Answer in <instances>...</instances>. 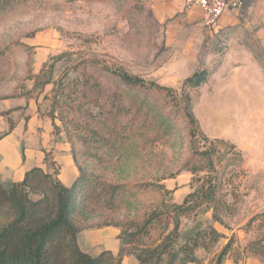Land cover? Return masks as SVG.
<instances>
[{
	"label": "rangeland",
	"instance_id": "1",
	"mask_svg": "<svg viewBox=\"0 0 264 264\" xmlns=\"http://www.w3.org/2000/svg\"><path fill=\"white\" fill-rule=\"evenodd\" d=\"M241 12L237 24L226 23L232 13L205 30L197 13L183 12L182 0L12 2L0 12V136L12 127L0 139V183L9 187L35 166L57 169L60 181H70L69 130L82 136L75 146L86 173L128 189L113 205H94L81 222L82 251L116 255L123 243V264H137L133 254L143 248L166 238L177 248L189 239L198 245L196 264H214L232 239L222 264H264V55ZM105 66L188 95L195 123L169 96L142 100L143 90L108 79ZM201 69L209 72L204 84L183 85ZM86 75L100 85L94 97L83 93V84L93 82ZM72 83L79 84L69 97L72 123L64 124L67 109L57 93ZM76 102L87 113H76ZM111 103L131 109L105 127L100 112ZM247 127L252 143L240 151L229 138ZM92 130L99 140L90 139ZM209 182L219 185L215 202L178 214L175 206ZM144 220L150 223L139 235ZM252 243H259L260 257L246 255Z\"/></svg>",
	"mask_w": 264,
	"mask_h": 264
},
{
	"label": "trees",
	"instance_id": "2",
	"mask_svg": "<svg viewBox=\"0 0 264 264\" xmlns=\"http://www.w3.org/2000/svg\"><path fill=\"white\" fill-rule=\"evenodd\" d=\"M15 1L18 0H0V12L7 10ZM101 71L105 72L108 79L118 81L127 89L143 90L145 93L142 100H145L150 93L169 96L179 109L184 110L189 123H195L188 95L177 96L169 87L146 82L144 79L129 75L122 70H112L105 66L101 68ZM208 75L209 72L205 69L198 70L187 77L183 85L197 88L206 82ZM40 76L44 77L42 82L44 85L51 83L50 76L49 78ZM40 76L38 78H41ZM95 78V76L87 75L85 77L86 81L93 79V82L83 84L85 85L83 93L87 94V97L89 92L94 97L96 96L95 92L100 91V85ZM78 85V83H72L66 88L67 92L64 88H60L61 90L57 93L58 100L64 102L67 109L60 116L64 124L72 123V119L68 120L73 113L70 111L72 106L69 97L74 92L77 94L75 90L79 87ZM74 88L76 89L73 90ZM122 94L127 95V92ZM81 105L76 102V113L82 112ZM130 109L131 107L125 108L119 104L111 103V107L107 111L100 112L101 124L103 121L105 127H109L107 122L115 126L117 117L125 115ZM138 109L141 110L142 106L140 105ZM85 113H81V115ZM11 129L10 126L9 130L0 136V139L8 135ZM111 132L112 130L108 128L107 133L110 137L106 139L107 141L112 139ZM91 133L90 139H100L98 138L100 134L96 130H92ZM66 136L67 144L70 143L68 144L69 153L77 170V176L69 186L64 185L58 179L57 169L45 171L41 167H32L27 170L20 181L11 183L9 187L0 183V264H123V256L127 254L124 251L123 243L120 244L116 255L109 250H101L96 255H90L80 249L78 235L86 230L81 222H85L95 213L94 205L100 202L105 206L113 205L114 201L122 197L128 189L124 185L102 182L96 177L88 175L79 161V151L75 146V142L82 136L69 130H66ZM201 154L204 155V153ZM218 189V184L209 182L208 186L200 192L188 194L183 204L175 206V209L178 214L183 215L202 203L210 205L215 202ZM213 218L217 219L215 212ZM149 223L144 220L137 234H145ZM109 226L118 228L110 222H104L101 225V227ZM176 226L177 224L174 229ZM210 232L215 238L220 237L214 229ZM118 239L120 241V230ZM257 244L259 246V243L247 245L246 255L260 257L261 251ZM231 245L232 239L223 247L214 264L224 262ZM196 246L198 245L195 241L188 239L184 244L174 248L173 241L166 238L157 245L143 248L133 255L138 264H176L177 262L179 264H196L197 260L193 254V249Z\"/></svg>",
	"mask_w": 264,
	"mask_h": 264
},
{
	"label": "crops",
	"instance_id": "3",
	"mask_svg": "<svg viewBox=\"0 0 264 264\" xmlns=\"http://www.w3.org/2000/svg\"><path fill=\"white\" fill-rule=\"evenodd\" d=\"M241 10H242V12H241V18L244 21L243 22V25L245 27H248V28H251V27L254 28V38H257L258 39V43L261 46L260 47V50H259V53L262 54V55H264V0H248L246 2V4L244 5V7ZM237 16H236V14H234V16H232L230 19H227V22L226 23L227 24H230L231 23L232 25L237 24V22H238V19H237L238 17ZM223 21H226V19L222 18L221 21H220V23L223 22ZM245 132L247 133V136L245 135ZM10 133H11V131H10ZM8 135H6L5 137H7ZM252 135L253 134L251 132V129H249V127H247V128H241L240 131L236 132L235 141L232 140V138H229V140L236 146V148L238 150H240V151H246V150H249L250 149V146L249 145H251V143H252V139H251V136ZM3 139H4V137L2 138V140ZM68 148H69V146H68ZM69 157H70V160H71V164H72L73 168L75 169V176L70 181H68V182H62L61 181L66 186H69L72 183V181L75 179V177L77 176V170H76V168H75V166H74V164L72 162L70 153H69ZM35 167H38V166H35ZM31 168L32 167H28L26 170H24L22 172V174H20L21 176L19 178L15 179L13 182L20 181L23 178L24 173L27 170L31 169ZM57 177L59 179V176L58 175H57ZM118 234H119V231H118ZM117 239H118V236H117ZM101 250H105V249H101Z\"/></svg>",
	"mask_w": 264,
	"mask_h": 264
},
{
	"label": "built area",
	"instance_id": "4",
	"mask_svg": "<svg viewBox=\"0 0 264 264\" xmlns=\"http://www.w3.org/2000/svg\"><path fill=\"white\" fill-rule=\"evenodd\" d=\"M248 0H182V10L197 13L200 26L205 30L216 28L221 19L239 12Z\"/></svg>",
	"mask_w": 264,
	"mask_h": 264
}]
</instances>
